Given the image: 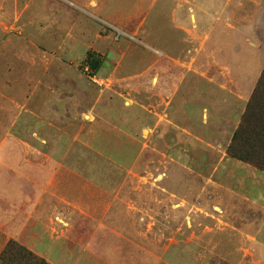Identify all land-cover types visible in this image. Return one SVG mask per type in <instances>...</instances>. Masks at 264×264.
<instances>
[{
	"label": "rangeland",
	"instance_id": "1",
	"mask_svg": "<svg viewBox=\"0 0 264 264\" xmlns=\"http://www.w3.org/2000/svg\"><path fill=\"white\" fill-rule=\"evenodd\" d=\"M263 71L264 0H0V262L264 264Z\"/></svg>",
	"mask_w": 264,
	"mask_h": 264
},
{
	"label": "trees",
	"instance_id": "2",
	"mask_svg": "<svg viewBox=\"0 0 264 264\" xmlns=\"http://www.w3.org/2000/svg\"><path fill=\"white\" fill-rule=\"evenodd\" d=\"M84 66L96 74L102 67V58L88 53ZM228 154L237 160L249 163L264 171V71L250 100L242 122L234 134ZM0 264H46L32 253L10 243L2 253Z\"/></svg>",
	"mask_w": 264,
	"mask_h": 264
},
{
	"label": "crops",
	"instance_id": "3",
	"mask_svg": "<svg viewBox=\"0 0 264 264\" xmlns=\"http://www.w3.org/2000/svg\"><path fill=\"white\" fill-rule=\"evenodd\" d=\"M104 1L108 2V0ZM111 2L115 3V0ZM260 177L262 178L261 175ZM260 212L264 213V193H260ZM260 257H264V215L260 219Z\"/></svg>",
	"mask_w": 264,
	"mask_h": 264
}]
</instances>
